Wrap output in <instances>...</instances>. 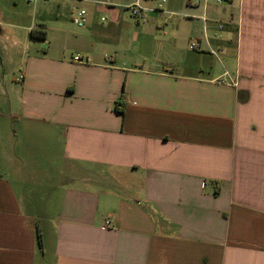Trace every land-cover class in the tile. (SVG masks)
<instances>
[{"label":"crops","instance_id":"1","mask_svg":"<svg viewBox=\"0 0 264 264\" xmlns=\"http://www.w3.org/2000/svg\"><path fill=\"white\" fill-rule=\"evenodd\" d=\"M210 2L161 40L118 7L46 39L0 9V264H264V0Z\"/></svg>","mask_w":264,"mask_h":264},{"label":"rangeland","instance_id":"2","mask_svg":"<svg viewBox=\"0 0 264 264\" xmlns=\"http://www.w3.org/2000/svg\"><path fill=\"white\" fill-rule=\"evenodd\" d=\"M136 1L137 0H0V9L2 10V19L4 21L6 19H13L19 25L37 28L36 30H39V23L41 21H55V15L58 12L63 14V18L67 17L70 22L75 21L78 28H81L77 21L80 19L79 14L82 10L86 11V23L84 24V27L88 26L89 20H92L100 25L106 24L111 19V16L108 13L109 9H111V7H118L119 12L127 17V21L136 27L138 25L137 19L132 18V11L129 7L126 8L123 6L130 3L132 6L136 3ZM200 1L203 0H149L145 8L143 6L145 9L144 17L139 20L140 24L147 23L150 25V28L147 31L149 35H151L149 36L150 40H152V35H159L160 40L165 39V36L163 35L164 31L169 32L176 29L183 32L177 22V18L188 10L190 6L189 3H191L193 7V5L195 6L199 4ZM216 1L217 0H211L210 4H218ZM106 3H113L115 6L107 5ZM160 4L163 5L164 12L156 9ZM171 11H174V13L177 12L179 16H173ZM156 26L159 29H157ZM30 33V31L27 32L22 30H16L13 32L14 35H18L23 38L25 36H30ZM192 42H189V44L182 42L183 48L191 50L190 45ZM1 43L5 45L6 49L9 48V45H11V43L6 42L4 38L0 39V44ZM150 50V48L138 49V51L145 56L150 55ZM128 56L130 60H133L136 56V49H134V51L131 50ZM19 58L20 56H18L17 51H8L6 56L5 54L2 55L0 53L1 76L2 79L5 78L6 85L8 87L12 85V83L15 84L16 79L21 74L22 67L20 65ZM1 93H5V87L2 83L0 86V94ZM2 98L4 100V96H2ZM61 177L62 176L57 173L54 174V176L50 178L49 183L45 186L40 184V182H29L26 187L28 190H31L35 208L36 203H41L43 194L53 196L55 192H58L61 189V186H65V188L75 187L76 182L72 180L66 168L64 180L60 179ZM27 179L29 180V178ZM56 179L57 182L61 181L63 184L57 185Z\"/></svg>","mask_w":264,"mask_h":264},{"label":"built area","instance_id":"3","mask_svg":"<svg viewBox=\"0 0 264 264\" xmlns=\"http://www.w3.org/2000/svg\"><path fill=\"white\" fill-rule=\"evenodd\" d=\"M219 2H221V0H218ZM129 9L132 11V18H135L137 20H140L141 18L144 17V8L140 5L139 0L136 1L135 4H133L132 6L129 7ZM157 10L164 12L163 10V5L160 4L158 5V7L156 8ZM80 19L77 21L79 26H84V24L86 23V11L82 10L79 14ZM220 28H222V26H220ZM191 49H197L198 48V43L197 42H192L190 45ZM76 60H79V57H76Z\"/></svg>","mask_w":264,"mask_h":264},{"label":"trees","instance_id":"4","mask_svg":"<svg viewBox=\"0 0 264 264\" xmlns=\"http://www.w3.org/2000/svg\"><path fill=\"white\" fill-rule=\"evenodd\" d=\"M31 37L34 39H46L47 32L44 30H32ZM37 237H38V242L41 245V235L38 233Z\"/></svg>","mask_w":264,"mask_h":264}]
</instances>
